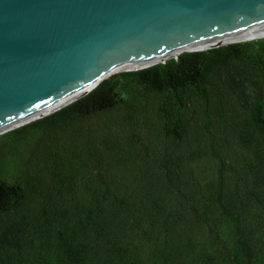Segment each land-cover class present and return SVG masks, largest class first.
<instances>
[{
	"label": "trees",
	"instance_id": "trees-1",
	"mask_svg": "<svg viewBox=\"0 0 264 264\" xmlns=\"http://www.w3.org/2000/svg\"><path fill=\"white\" fill-rule=\"evenodd\" d=\"M0 264H264V38L0 134Z\"/></svg>",
	"mask_w": 264,
	"mask_h": 264
},
{
	"label": "water",
	"instance_id": "water-1",
	"mask_svg": "<svg viewBox=\"0 0 264 264\" xmlns=\"http://www.w3.org/2000/svg\"><path fill=\"white\" fill-rule=\"evenodd\" d=\"M261 31L264 0H0V134L116 73Z\"/></svg>",
	"mask_w": 264,
	"mask_h": 264
},
{
	"label": "bare ground",
	"instance_id": "bare-ground-1",
	"mask_svg": "<svg viewBox=\"0 0 264 264\" xmlns=\"http://www.w3.org/2000/svg\"><path fill=\"white\" fill-rule=\"evenodd\" d=\"M262 36H264V31L253 33V34H249V35H245V36H241V37H237V38H234V39H230V40H226V41H222V42H218V43H214V44H208V45H204V46L202 45V46H200L197 49H202V48H205V47H214V46L216 47V46H220V45H223V44L235 43V42L245 41V40H248V39H255V38L257 39V38L262 37ZM148 65H150V64L145 65V67L148 66ZM141 67H144V66H142V65L141 66L140 65L132 66L131 68H128V69L129 70L130 69H136V68L138 69V68H141ZM76 97L77 96L70 97V98L62 101L61 103L57 104L56 106L50 108L49 110L45 111L44 113H42V114H40V115H38L36 117H33V118H30L28 120L23 121V123L29 122V121H31L33 119L39 118L40 116H44V115H46L48 113L56 111V110L60 109L61 107L69 104L70 102L74 101ZM19 125H22V123L17 124L16 126H19Z\"/></svg>",
	"mask_w": 264,
	"mask_h": 264
},
{
	"label": "rangeland",
	"instance_id": "rangeland-1",
	"mask_svg": "<svg viewBox=\"0 0 264 264\" xmlns=\"http://www.w3.org/2000/svg\"><path fill=\"white\" fill-rule=\"evenodd\" d=\"M256 39V38H255Z\"/></svg>",
	"mask_w": 264,
	"mask_h": 264
}]
</instances>
